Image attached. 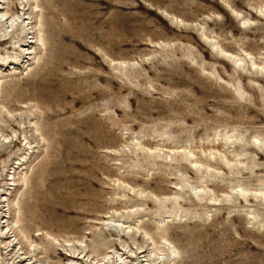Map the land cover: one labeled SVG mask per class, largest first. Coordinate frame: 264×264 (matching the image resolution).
<instances>
[{
    "label": "rangeland",
    "instance_id": "1",
    "mask_svg": "<svg viewBox=\"0 0 264 264\" xmlns=\"http://www.w3.org/2000/svg\"><path fill=\"white\" fill-rule=\"evenodd\" d=\"M0 12V264H264V0Z\"/></svg>",
    "mask_w": 264,
    "mask_h": 264
},
{
    "label": "bare ground",
    "instance_id": "2",
    "mask_svg": "<svg viewBox=\"0 0 264 264\" xmlns=\"http://www.w3.org/2000/svg\"><path fill=\"white\" fill-rule=\"evenodd\" d=\"M2 12H3V11H2ZM0 13H1V12H0ZM5 13H6V12H5ZM5 13H3L2 16H4ZM2 16H1V17H2ZM12 16H13V15H12ZM8 21H9V20H8ZM17 39H18V38H17ZM26 52H27V51H26ZM3 163H4V162H3ZM1 180H2V179H1ZM113 227H114V226H113ZM19 257H20V256H19ZM18 259H19V258H18ZM14 261H15V260H14ZM27 262H28V261H27Z\"/></svg>",
    "mask_w": 264,
    "mask_h": 264
}]
</instances>
